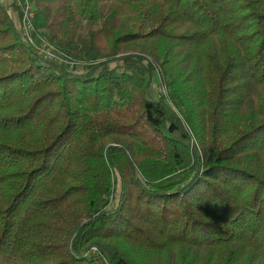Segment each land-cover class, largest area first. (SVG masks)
<instances>
[{"label": "trees", "instance_id": "obj_1", "mask_svg": "<svg viewBox=\"0 0 264 264\" xmlns=\"http://www.w3.org/2000/svg\"><path fill=\"white\" fill-rule=\"evenodd\" d=\"M30 1L74 64L0 0V264H264V0Z\"/></svg>", "mask_w": 264, "mask_h": 264}, {"label": "built area", "instance_id": "obj_2", "mask_svg": "<svg viewBox=\"0 0 264 264\" xmlns=\"http://www.w3.org/2000/svg\"><path fill=\"white\" fill-rule=\"evenodd\" d=\"M17 5L21 8L19 20V32L27 44L32 47L39 55L56 63H64L72 67L74 63H67L61 57L56 55V51L45 38L36 35L34 32L33 17L34 6L30 0H17ZM43 37V36H42ZM96 254V249L92 248L89 255Z\"/></svg>", "mask_w": 264, "mask_h": 264}, {"label": "rangeland", "instance_id": "obj_3", "mask_svg": "<svg viewBox=\"0 0 264 264\" xmlns=\"http://www.w3.org/2000/svg\"><path fill=\"white\" fill-rule=\"evenodd\" d=\"M2 2L5 4V5H11V4H13V3H16V4H18L17 3V0H2ZM13 18H14V20H15V22H16V20H17V17L15 16V15H13ZM17 23V22H16ZM18 27V26H17ZM41 38H44V37H42L41 36ZM157 77H156V75H154V79H153V85H152V87H151V91H150V93H151V96L153 97V98H155V99H158L159 97H160V94H162V89L159 87V85L157 84Z\"/></svg>", "mask_w": 264, "mask_h": 264}]
</instances>
